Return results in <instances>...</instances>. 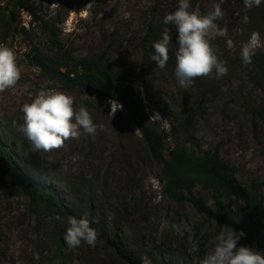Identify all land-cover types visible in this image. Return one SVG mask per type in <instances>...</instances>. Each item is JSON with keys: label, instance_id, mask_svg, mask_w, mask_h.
I'll return each instance as SVG.
<instances>
[{"label": "rangeland", "instance_id": "obj_1", "mask_svg": "<svg viewBox=\"0 0 264 264\" xmlns=\"http://www.w3.org/2000/svg\"><path fill=\"white\" fill-rule=\"evenodd\" d=\"M24 2L35 16L21 10L20 23L15 24L10 14L13 0H0V44L15 52L21 68L16 86L0 92V143L9 162L45 189L59 208L26 195L0 161V264H200L222 227L200 213L186 192L178 191L176 197L166 193L162 165L131 113L122 107L111 117L110 98L90 96L85 87L69 89L50 78L36 64L33 49L61 62L66 54L77 61L100 62L118 74L144 103L145 120L164 131L159 121L150 119L157 113L168 119L167 160L174 148L217 153L264 204V65L254 58L264 55V48L257 49L249 65L240 56L252 32L264 42V2L249 9L243 0H189L202 15L220 5L224 15L215 23L227 29V36H217L212 44L228 68L222 78L216 79L213 72L195 79L189 88L180 87L174 74L176 27L163 23L179 0ZM165 28L172 42L169 61L160 69L150 56ZM51 89L73 96L75 106L87 107L94 123L104 129L95 136L81 129L80 138L69 139L61 149L34 152L19 127L21 107L40 90ZM150 176L159 180V191L150 183L146 186ZM194 193L210 208L241 213L243 206L235 198L201 186ZM157 196L161 199L154 203ZM70 217L89 221L98 233L94 247L65 244ZM237 246L262 253L254 243L240 240ZM124 253L133 254L137 263Z\"/></svg>", "mask_w": 264, "mask_h": 264}, {"label": "clouds", "instance_id": "obj_2", "mask_svg": "<svg viewBox=\"0 0 264 264\" xmlns=\"http://www.w3.org/2000/svg\"><path fill=\"white\" fill-rule=\"evenodd\" d=\"M264 0H243L244 6L251 9L259 7ZM219 4L207 15H202L199 8L192 9L189 0H179L178 8L170 14H165L163 23L175 25L177 30L175 52V77L182 88H189L197 78L211 76L220 79L227 75L226 62L220 60L217 49L212 41L217 36H227V29H221L215 21L223 18ZM172 38L168 29H164L162 39L153 43L154 53L150 60L155 61L160 69H164L169 61V46ZM230 50H235L231 39L227 40ZM264 48L260 34L252 32L249 40L241 45L240 56L245 65L252 63V57L257 49ZM21 78V68L18 66L15 52L4 44H0V92L16 86ZM111 105L109 115L114 116L122 105L115 100ZM23 123L19 126L26 139L31 142L34 152L58 150L65 146L69 139H79L81 129L84 133L95 136L104 129V125L94 123L87 107L75 106V98L66 92L51 89L40 90L34 99L21 107ZM159 121L162 130L169 131L168 119H162L157 113L151 120ZM136 129L135 133H139ZM154 190L159 191L160 182L155 177H148ZM161 197L153 201L158 203ZM167 225V221H165ZM68 227L63 237L70 248L81 245L82 242L95 246L98 233L86 219L70 217ZM173 227H176L173 225ZM245 233L236 232L229 226H222L215 237L212 251L200 264H264V254L248 246H237Z\"/></svg>", "mask_w": 264, "mask_h": 264}, {"label": "trees", "instance_id": "obj_3", "mask_svg": "<svg viewBox=\"0 0 264 264\" xmlns=\"http://www.w3.org/2000/svg\"><path fill=\"white\" fill-rule=\"evenodd\" d=\"M12 5L13 9L10 14L15 24L20 23L18 13L21 10H26L34 15L24 0H13ZM56 46L62 49L57 43ZM33 52L38 67L50 78L59 79L67 88L85 87L89 84L102 91L111 100L120 103L138 120L142 135L154 158L162 165L166 193L176 197V192H186L188 200L200 213L215 220L220 228L229 226L236 232L242 231L245 235L240 240L254 243L264 254V204L243 187L236 178L234 170L226 166L219 159L217 153L197 154L188 149L174 148L169 151L167 160L164 155L168 148L166 132L160 131L153 123L145 120L144 103L124 86L118 74L102 67L100 62L77 61L69 54L65 55V62H61L36 49H33ZM254 58L264 65L263 54L256 55ZM5 151L7 150L0 143V161L8 166L7 170L13 175L24 193L34 200L43 201L59 208L45 189L37 187L21 175L19 169L13 166L4 155ZM197 186L226 198H235L243 206L241 213L236 214L221 206L216 209L210 208L195 195L194 189ZM57 211L61 215H66L61 209H57ZM124 256L137 263V258L133 254L124 253Z\"/></svg>", "mask_w": 264, "mask_h": 264}, {"label": "water", "instance_id": "obj_4", "mask_svg": "<svg viewBox=\"0 0 264 264\" xmlns=\"http://www.w3.org/2000/svg\"><path fill=\"white\" fill-rule=\"evenodd\" d=\"M85 90L88 93V95L90 96H97V97H107L106 94H104L102 91L96 89L95 87H93L92 85H86L85 86Z\"/></svg>", "mask_w": 264, "mask_h": 264}]
</instances>
